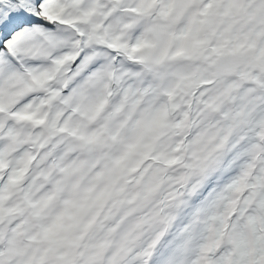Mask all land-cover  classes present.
<instances>
[{"label":"snow or ice","instance_id":"obj_1","mask_svg":"<svg viewBox=\"0 0 264 264\" xmlns=\"http://www.w3.org/2000/svg\"><path fill=\"white\" fill-rule=\"evenodd\" d=\"M0 264H264V0H0Z\"/></svg>","mask_w":264,"mask_h":264}]
</instances>
